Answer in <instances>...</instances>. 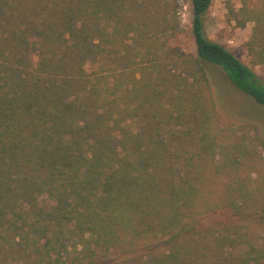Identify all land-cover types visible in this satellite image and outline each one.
<instances>
[{
    "label": "trees",
    "instance_id": "16d2710c",
    "mask_svg": "<svg viewBox=\"0 0 264 264\" xmlns=\"http://www.w3.org/2000/svg\"><path fill=\"white\" fill-rule=\"evenodd\" d=\"M212 1L191 53L180 0H0V264H264L260 158L208 68L263 108L264 82L209 39ZM225 7L264 66V0Z\"/></svg>",
    "mask_w": 264,
    "mask_h": 264
},
{
    "label": "rangeland",
    "instance_id": "374dc122",
    "mask_svg": "<svg viewBox=\"0 0 264 264\" xmlns=\"http://www.w3.org/2000/svg\"><path fill=\"white\" fill-rule=\"evenodd\" d=\"M179 15L182 30L174 37L173 44L179 45L186 52L195 53L196 44L191 32L190 0H180ZM205 26L210 40L233 52L235 56L249 65L264 82V66L253 65L244 46L250 36L251 23H247L243 27L237 26L228 14L225 0H213L205 15ZM34 61H36V57ZM87 69H98V66L87 65ZM208 69L213 96L221 115L222 124L242 126L243 130L247 131L252 138V144L259 155L260 162L250 175L253 187H260L264 184V108L236 90L219 67L210 66ZM127 124L132 130H136L134 121L130 120ZM238 133H241V130H238ZM242 175L245 176L246 172ZM228 221H230L228 213L225 210H217L206 214L202 223L208 226Z\"/></svg>",
    "mask_w": 264,
    "mask_h": 264
}]
</instances>
